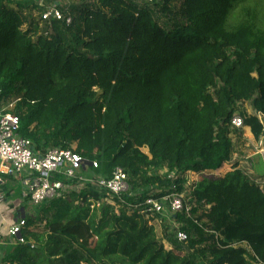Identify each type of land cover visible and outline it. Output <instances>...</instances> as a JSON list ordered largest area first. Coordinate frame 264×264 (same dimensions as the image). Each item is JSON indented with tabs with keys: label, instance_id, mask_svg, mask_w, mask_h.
<instances>
[{
	"label": "trees",
	"instance_id": "trees-1",
	"mask_svg": "<svg viewBox=\"0 0 264 264\" xmlns=\"http://www.w3.org/2000/svg\"><path fill=\"white\" fill-rule=\"evenodd\" d=\"M238 1L74 0L63 8L72 23L48 26L37 5L28 14L0 0V108L15 103L21 137L96 161L97 175L121 167L137 177L150 166L199 174L207 222L183 216L189 242L167 229L161 241L133 201L117 208L86 188L25 215L28 244L3 264H264V189L232 163L231 138L239 104L264 114V30L228 28ZM240 115L262 139L257 116Z\"/></svg>",
	"mask_w": 264,
	"mask_h": 264
},
{
	"label": "built area",
	"instance_id": "built-area-1",
	"mask_svg": "<svg viewBox=\"0 0 264 264\" xmlns=\"http://www.w3.org/2000/svg\"><path fill=\"white\" fill-rule=\"evenodd\" d=\"M135 1L146 5L158 2V0ZM69 5H65L62 0H38L37 3V7L42 9L40 12L42 19L48 26L54 21H65L70 25L72 17L70 13L63 11V8ZM246 104H239V110ZM14 108L15 103L0 108V185L4 183L3 177L19 178L24 186L23 198L30 204L40 207L54 199L66 198L72 192L79 193L83 189L90 188L102 195L103 202L107 205L118 208L117 203L120 202L119 206H131L130 203L133 201L134 210H139L155 231L156 228L162 227L164 237V231L167 229L169 234L173 233L179 242L185 244L189 242V235L182 230L185 225L181 217L191 220L200 228L207 223L199 220L202 210L194 195L199 174L191 172L182 174L170 171L167 166L162 168L150 166L142 170L137 177L121 167L116 168L110 176L97 175L94 173V169L98 168L96 161L89 162L70 149L36 150L30 139L21 137L20 119L14 113ZM239 110L231 120L233 141L237 133L245 128V118L240 115ZM248 114L257 116L264 126V114L254 110ZM144 150L148 151V149ZM144 153L150 156L149 151ZM242 164L243 162L240 161L239 168L245 170ZM245 173L251 178L250 171L246 170ZM217 174L208 170L202 172V175ZM154 176L165 181L166 185L161 186L157 183L146 186L142 183L144 179ZM256 183L264 188L259 182ZM5 201V196L0 195V204ZM210 208L211 205L205 207L207 210ZM194 210L197 212L194 213ZM25 226V216H20L11 226L9 236L15 245L28 244L23 237ZM206 232L218 238L216 231L206 228ZM29 243L33 244L32 241ZM242 246L251 252L247 244L235 245V247Z\"/></svg>",
	"mask_w": 264,
	"mask_h": 264
},
{
	"label": "rangeland",
	"instance_id": "rangeland-1",
	"mask_svg": "<svg viewBox=\"0 0 264 264\" xmlns=\"http://www.w3.org/2000/svg\"><path fill=\"white\" fill-rule=\"evenodd\" d=\"M13 6L22 4L24 7L26 5L23 4L24 1H27L28 4L37 5L38 0H10ZM65 5L72 4L74 0H62ZM236 5V3H235ZM16 7V6H15ZM29 9V8H28ZM27 10H25L26 12ZM27 13V12H26ZM253 23L256 24V27L264 30V0H240L238 1L237 5L234 6L233 10L231 11L229 21H228V28L230 30H234L236 27H238L240 24H248ZM245 111L248 113L253 112V109L251 108V105L247 103L244 106ZM241 112V110H239ZM234 143H235V152L236 156H234L232 163H235L237 161H242V168L244 167V172L250 171L251 172V179L253 181H256L257 179H260L259 182L264 186V138L260 139L259 141L255 139L253 134L251 133L250 129L244 128L241 132H238L237 135L234 137ZM145 152H148L147 150H144ZM263 160V161H262ZM230 170L227 169L224 171L221 176L225 175ZM218 175V174H217ZM4 179H12L10 177H3ZM15 179V178H14ZM13 179V180H14ZM20 185L17 187V197H22V190H24V186L22 182H20ZM264 189V188H263ZM24 193V191H23ZM26 201V200H25ZM27 202V201H26ZM96 206H92L94 209ZM26 215L30 217H39L40 216V207L34 206L32 204H26ZM25 216V215H24ZM15 216L4 214L0 217V229L3 230L2 235H7L6 238L10 239L9 236V230L13 224H15ZM37 229V228H36ZM7 233V234H6ZM156 233L158 236V239L163 241V230L162 227L156 228ZM165 243V248L170 250L171 247ZM98 264H111L108 262L101 263V261Z\"/></svg>",
	"mask_w": 264,
	"mask_h": 264
},
{
	"label": "crops",
	"instance_id": "crops-1",
	"mask_svg": "<svg viewBox=\"0 0 264 264\" xmlns=\"http://www.w3.org/2000/svg\"><path fill=\"white\" fill-rule=\"evenodd\" d=\"M23 4L26 5L25 6L26 7L25 10H27L26 12L28 14L31 13L32 10L28 9V6H30V4H28L27 1H24ZM10 178L12 179L3 178L4 183L0 185V195H4L6 200L4 203L0 204V217L6 213L9 215H14L16 222L20 216L26 215L25 206L26 204H29V202L28 201L26 202L25 199L23 198L24 190H22V197L21 196L20 198L17 197V191H18L17 187L20 185L18 180L20 182L21 180L17 177H10ZM2 233L3 230L0 229V264H3V258L15 246V242L13 241V239L6 238L7 235L3 236Z\"/></svg>",
	"mask_w": 264,
	"mask_h": 264
}]
</instances>
